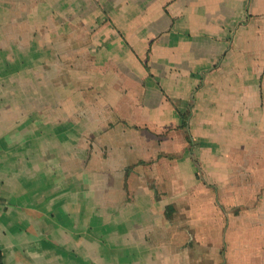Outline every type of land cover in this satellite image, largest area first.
Masks as SVG:
<instances>
[{
	"label": "crops",
	"instance_id": "0c3cea01",
	"mask_svg": "<svg viewBox=\"0 0 264 264\" xmlns=\"http://www.w3.org/2000/svg\"><path fill=\"white\" fill-rule=\"evenodd\" d=\"M64 2L72 17L68 28L89 30L82 50L89 67H83L99 81L83 112L100 130L89 136L83 156L107 157L108 168L83 170L78 182L61 176L58 139L75 145L81 137L74 125L59 137L58 123L44 128L38 109L32 128L26 105L12 95V77L26 76L29 60L47 54L35 44L28 56L15 45H24L23 31L37 18L58 14L59 0H0L1 264H91L76 261V221L90 242L91 234L101 240L114 230L127 236L126 219L135 227L130 241L118 247L119 264H209L203 246L193 250L187 233L165 227L175 220L176 201L165 205L161 245L142 242L158 237L148 228L165 192L157 175L168 187L171 160L179 182L206 194L195 198L197 218H238L220 230L221 245L210 251L223 262L216 256L212 264H264V0ZM17 91L27 92L21 84ZM44 136L56 137V149L44 147ZM45 153L50 157L44 162ZM73 161L66 172H75ZM95 171L116 182L107 185L111 200L104 202L122 204L116 216L98 206L92 211ZM224 172L230 173L227 180ZM148 173L157 175L138 186L139 175Z\"/></svg>",
	"mask_w": 264,
	"mask_h": 264
},
{
	"label": "rangeland",
	"instance_id": "374dc122",
	"mask_svg": "<svg viewBox=\"0 0 264 264\" xmlns=\"http://www.w3.org/2000/svg\"><path fill=\"white\" fill-rule=\"evenodd\" d=\"M77 1V0H76ZM32 5V2H30ZM79 6V3L76 2ZM58 8V14L53 16H49L47 20H41V18H37L36 22L30 24V26L26 27L24 32L25 37L22 39L24 41V45H15L14 41L17 42L18 35L12 37V45L16 46V49L27 51L28 56H31V52L33 51V45L36 44V47L39 50H45V58L43 60H29L30 66L27 67L26 76L12 77V95L17 94L15 96L16 99L21 98V103L26 105L24 109L26 115L28 117V125H32L31 119L35 118L34 113L36 111H41L40 114L44 120V128L45 124L53 123L55 126L56 123L59 125V137L63 134L66 136V130H73L72 123L74 125L75 131L79 134L80 139L76 140V144L70 147V143L63 141L61 138L58 139V163L60 167L64 168V171L61 173V176H65L69 178L74 177L73 180L78 182V179L82 177L83 170H98L101 168L104 172L107 171L108 158H102L98 156V154H91L89 157H84V146L88 145L89 136H98L100 126L95 125L91 126L88 124V114L85 116L83 106L88 99H92L95 95L92 93V89L94 86L99 85L98 78L88 77L86 75V71L84 69V64L86 62L83 61L82 58V50L86 41H88L89 30H84L81 28L73 29L68 28L72 17L67 13V4L64 0H59V4L56 5ZM76 9V7H75ZM17 16V14H16ZM29 16V13L27 14ZM76 18L75 21H80L78 24L81 25L83 17L81 14L74 15ZM15 19V18H14ZM35 20V19H34ZM57 27V28H56ZM58 30V32H57ZM84 37L86 39H84ZM36 40V41H35ZM35 41V42H34ZM85 42V43H84ZM89 42V41H88ZM38 54L36 51L32 53ZM13 55V52H12ZM15 56V55H14ZM15 60H12L13 62ZM88 65V66H87ZM85 67H89V64H86ZM88 74V73H87ZM21 84L27 90L26 93L18 92V86ZM93 86V87H92ZM92 88V89H90ZM91 90V92H89ZM39 109V110H38ZM98 110H96L97 112ZM97 114V113H96ZM38 117V113L37 116ZM50 127V126H49ZM46 130L44 129V133ZM62 133V134H61ZM46 139L43 144L44 147L50 145V148L56 149L55 145L57 140H54L56 137L53 136V141L48 136H44ZM86 138V139H84ZM93 143L100 144L99 141H94ZM86 150H88L86 148ZM49 155L45 153V160H49ZM70 160H74L73 164H75V172L69 170L65 171L68 166L67 163L70 164ZM113 167H118V165H114ZM171 165V172L168 173L169 185L167 187L166 182L164 181V176H159L156 173H148L147 175L142 174L139 175V179L136 181L138 186L142 185V180L145 181V177H154L157 175L159 178V182H162V185H165L163 188L165 192L162 194L161 200L162 202L159 205L155 206L154 210V218L155 224L149 227L148 229H153L157 233L158 237H145L142 240L143 244L148 246L149 248L155 247L156 245H161L162 235L161 232L163 230V212L166 209V203L170 201H176L177 211L175 215V220L170 222L168 225L166 223L165 227H169L173 231L180 230L181 232L187 233L189 237H187L188 242L190 241V247L194 250L196 246H203L204 249L208 253L203 254L205 260L212 264L216 260V256H218V260H222L221 256L212 253L211 247L215 248L220 246L221 236L220 230L223 229L224 226H230L234 221V224L238 222V218L234 217L231 220L227 219L226 214H218V217L213 219H199L195 216L197 212L198 206L195 203V198L198 199L199 195H206L203 192L199 193V189H189L188 183L179 182L181 179L180 174L175 172V162L174 160L169 161ZM112 166L111 169L113 168ZM97 174L93 175L92 179V187L91 189V197L94 202V205L91 207L92 211L96 206H98L101 210L111 211L109 215L116 216L118 212L123 208L122 204H105L109 199L106 196L108 192L107 185L115 184V180L112 179V182H106L102 178H99L98 171H95ZM121 173V172H120ZM225 173V172H224ZM222 174V178L227 180L230 173ZM116 174V173H113ZM104 175V174H101ZM116 175H120L119 173ZM112 177L115 178V175ZM142 179V180H141ZM158 180V179H157ZM105 185V186H104ZM136 187V186H135ZM112 191V190H110ZM162 192V190H161ZM110 197H116L114 194L109 192ZM210 196L213 197L211 193ZM76 212L81 211V205H77L79 203V199H75ZM105 202V203H104ZM81 203V202H80ZM128 210V213H132ZM169 212V207L166 210ZM219 213V212H218ZM254 222H258L259 216L257 214L251 215ZM125 219V217L123 218ZM78 221V220H77ZM75 227L78 228L75 231V257L76 261H81L83 258L85 260H89L91 264H119V258L122 257V253L118 250V247L124 242L130 241L131 232L134 230L135 226H132L131 223L126 219L122 221L127 225L124 227L125 229L130 231L127 236L118 234V231L114 230L109 234V238H99L100 234H91L90 242L84 239L83 235V223H77ZM228 224H227V223ZM110 226L113 227L115 221L109 222ZM80 232V233H79ZM88 234V232H87ZM134 234V233H133ZM102 235V234H101ZM136 237L137 234L135 233ZM153 238V240L151 239ZM66 245V237L62 243ZM154 250V249H153ZM158 255V254H156ZM155 257V255H153ZM155 259V258H154ZM160 260L156 258V261ZM212 260V261H210ZM227 263V262H226ZM225 263V264H226ZM125 264V263H124ZM130 264V263H128ZM136 264V263H131Z\"/></svg>",
	"mask_w": 264,
	"mask_h": 264
},
{
	"label": "built area",
	"instance_id": "2783aa9c",
	"mask_svg": "<svg viewBox=\"0 0 264 264\" xmlns=\"http://www.w3.org/2000/svg\"><path fill=\"white\" fill-rule=\"evenodd\" d=\"M0 264H1V253H0Z\"/></svg>",
	"mask_w": 264,
	"mask_h": 264
}]
</instances>
